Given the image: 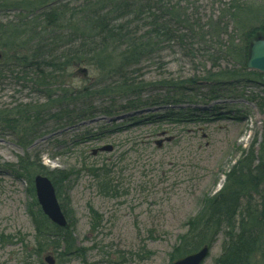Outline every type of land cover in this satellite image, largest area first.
Returning <instances> with one entry per match:
<instances>
[{
	"label": "rangeland",
	"instance_id": "rangeland-1",
	"mask_svg": "<svg viewBox=\"0 0 264 264\" xmlns=\"http://www.w3.org/2000/svg\"><path fill=\"white\" fill-rule=\"evenodd\" d=\"M191 1L201 8L204 22L219 8L212 0ZM15 15L0 11V18ZM233 69L231 62L222 60L215 67L202 52L191 58L173 45L133 74L140 87L137 95L115 103H149L184 92L197 97L196 104L121 110L113 117L97 114L72 125L49 120L39 136L29 139L27 149L10 132L0 130V264H41L34 253L37 232L29 211L33 197L26 179L17 174L20 158L29 156L69 177L59 202L75 223V250L84 253L60 262L49 250L43 255L45 264L49 255L55 264H170L169 255L186 232L187 221L200 212L204 197L221 191L243 151L253 145L257 151L264 138V115L249 101L252 94L264 97L263 87L222 78L227 84L220 87V95L225 98L202 101L217 94L208 77ZM18 73L0 74V109L45 103ZM68 83L72 89L85 86L79 76ZM92 100L99 109L114 101ZM105 181L113 190H104ZM90 209L101 217L94 231ZM222 241L221 237L213 245L205 264L214 263Z\"/></svg>",
	"mask_w": 264,
	"mask_h": 264
},
{
	"label": "trees",
	"instance_id": "trees-1",
	"mask_svg": "<svg viewBox=\"0 0 264 264\" xmlns=\"http://www.w3.org/2000/svg\"><path fill=\"white\" fill-rule=\"evenodd\" d=\"M212 2L219 3L218 11L204 22L201 8L191 0H0V11L16 12L14 18H0V74L18 70V76L22 75L18 78L32 83L46 99L41 105L19 103L1 108L0 130L10 132L27 149L49 120L72 125L97 114L113 117L121 110L196 104L197 97L184 92L149 103L140 99L125 106L115 103L118 98L136 96L140 87L133 74L173 45L191 58L202 52L215 67L222 60L234 64L230 72L208 77L217 94L202 98L203 102L225 98L220 95L224 89L220 87L227 84L222 78L262 87V75L249 71L247 64L252 42L264 38V0ZM208 39L214 46L208 45ZM74 76L82 78L85 86L70 88L68 81ZM178 87L185 89L182 84ZM93 98L114 101L99 109ZM249 101L264 115V97L252 94ZM254 148L243 151L221 191L204 197L200 212L187 221L186 232L169 255L170 264L205 246L213 247L221 237V252L213 264H264V138L258 150ZM18 169L33 197L29 211L37 232L34 253L40 263L45 264L43 255L49 250L60 262L77 252L83 256L82 249L75 250V223L65 205L68 225L59 229L35 198L34 178L43 175L62 200L67 174L50 171L36 156L21 157ZM102 187L113 190L106 181ZM90 211L94 231L101 217Z\"/></svg>",
	"mask_w": 264,
	"mask_h": 264
},
{
	"label": "water",
	"instance_id": "water-1",
	"mask_svg": "<svg viewBox=\"0 0 264 264\" xmlns=\"http://www.w3.org/2000/svg\"><path fill=\"white\" fill-rule=\"evenodd\" d=\"M247 67L249 70L257 71L263 75L262 84L264 86V38L252 42ZM34 187L37 201L43 213L58 227H66L67 219L59 204L52 182L47 177L38 175L34 179ZM210 253L211 247L205 246L200 251L180 258L172 264H204L209 258ZM46 261L49 264H55L52 257H48Z\"/></svg>",
	"mask_w": 264,
	"mask_h": 264
}]
</instances>
